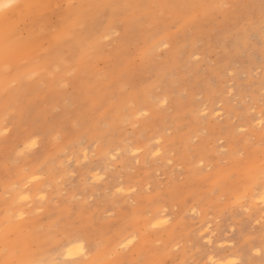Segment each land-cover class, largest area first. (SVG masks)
Listing matches in <instances>:
<instances>
[{"label":"rangeland","instance_id":"rangeland-1","mask_svg":"<svg viewBox=\"0 0 264 264\" xmlns=\"http://www.w3.org/2000/svg\"><path fill=\"white\" fill-rule=\"evenodd\" d=\"M19 1L0 264H264V0Z\"/></svg>","mask_w":264,"mask_h":264},{"label":"bare ground","instance_id":"bare-ground-1","mask_svg":"<svg viewBox=\"0 0 264 264\" xmlns=\"http://www.w3.org/2000/svg\"><path fill=\"white\" fill-rule=\"evenodd\" d=\"M11 1H16V0H11ZM31 1L32 0H21V1H19L16 5H14L13 7H12V9H11V11H10V16L9 17H7L4 21H3V26H4V30L6 31V32H10L11 30H12V28H13V25H14V23H13V18H14V16H15V14L16 15H18V14H22L20 11L22 10V7H24V6H28L29 4H31ZM49 7H51V6H48V9H50ZM25 8H27V7H24L23 9H24V11H25ZM28 9V8H27ZM26 9V11H28ZM47 9V6H46V4L45 3H41L40 5H39V7L37 8V11H38V15L40 16L42 13H44L45 12V10ZM30 10V9H29ZM65 10V9H64ZM35 13H36V11H34ZM50 11H47V14L49 15L50 13H49ZM54 12V11H53ZM46 13V12H45ZM55 13V12H54ZM61 14H60V16L62 17H58V16H56V17H58L57 19H63L64 20V18H63V16H65V18H66V13H62V12H60ZM24 14V13H23ZM34 14V13H33ZM32 14V15H33ZM34 15H36V14H34ZM59 15V14H58ZM43 16V15H42ZM44 16H46V18H44V19H48L49 18V16H47V15H44ZM52 17V16H51ZM42 17H40V19H41ZM16 19V18H15ZM35 19H37V17H35V18H33V20L35 21ZM49 20V19H48ZM48 20H43L42 19V21H47L48 23H49V21ZM62 21V20H61ZM32 22V21H31ZM36 22H38V20H36L33 24H34V26H33V28L36 26ZM45 22H43V25L45 26ZM46 22V23H47ZM59 21H57L56 23L58 24V25H61V23L63 22H59ZM48 23H47V25H48ZM30 24H32V23H30ZM39 24V23H38ZM37 24V25H38ZM50 24V23H49ZM52 24V23H51ZM50 24V25H51ZM38 26H40V24L38 25ZM37 26V29L39 28ZM57 26V25H56ZM43 27V26H42ZM41 26H40V28H42ZM47 27V26H46ZM46 27H44V28H42V29H40L39 31L41 32V30H43L44 32H47V28L48 27H50V26H48L47 28ZM52 27H54V25L52 26ZM29 28H31V26H29ZM31 29V30H34V29ZM46 28V29H45ZM45 29V30H44ZM50 29V28H49ZM52 29H54V28H52ZM51 29V30H52ZM31 30H28L29 32V34H31V33H33ZM36 30V29H35ZM49 31V30H48ZM35 32V31H34ZM39 32V33H40ZM37 34H33L34 36H32V35H30L29 36V40L28 41H30V42H36L37 40V38L39 37L38 36V32H36ZM43 34V33H42ZM40 35V37H39V41H41L42 39H41V34H39ZM44 35V34H43ZM54 35V34H53ZM52 35V36H53ZM51 36V38L53 39V37ZM27 39H28V37H27ZM50 40V39H49ZM55 40V39H54ZM214 260V258H211V261H213Z\"/></svg>","mask_w":264,"mask_h":264},{"label":"snow or ice","instance_id":"snow-or-ice-1","mask_svg":"<svg viewBox=\"0 0 264 264\" xmlns=\"http://www.w3.org/2000/svg\"><path fill=\"white\" fill-rule=\"evenodd\" d=\"M8 6L11 7L12 5H8ZM69 243H73L74 244L75 242L69 241Z\"/></svg>","mask_w":264,"mask_h":264}]
</instances>
